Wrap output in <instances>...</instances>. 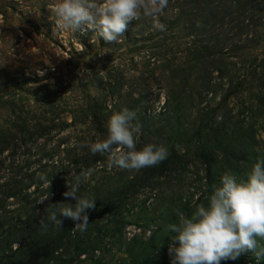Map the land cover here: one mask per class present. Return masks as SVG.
Here are the masks:
<instances>
[{"label": "trees", "instance_id": "1", "mask_svg": "<svg viewBox=\"0 0 264 264\" xmlns=\"http://www.w3.org/2000/svg\"><path fill=\"white\" fill-rule=\"evenodd\" d=\"M169 7L176 12L168 26L174 29L182 25L184 29L178 38L184 41L158 54L155 62L147 64L152 66L148 73L140 74L134 81L130 82L123 74H109L108 94L102 97L88 94V100L80 106L64 105L56 95L51 99L43 95L42 105L34 110L0 94V108L10 109V125L0 129V178L7 166L4 153L8 152L13 159L19 150L26 155L25 163L0 182V264H82L81 256L87 254L92 259L105 237H120L127 225L123 214L129 210L131 198L146 188L169 187L175 179L181 183L182 173L192 159L204 167V172L198 174L200 187L191 195L196 199H187L174 213L177 221V212L190 216L197 205L208 203L215 188L221 185L223 174L246 179L253 165L264 158L258 120L248 122L245 118L246 113L263 114L264 58L243 54L264 47V0H169L165 13ZM0 13L7 16L1 5ZM132 26L133 23L129 24ZM75 81L73 77L68 83ZM159 84L165 91V102L156 112L153 103L159 93L154 91ZM246 91L248 96H244ZM232 97L241 101L237 111L229 105ZM204 102L207 103L203 105ZM125 107L137 112L136 123L141 125L137 147L148 142L164 144L168 157L157 166L133 174H120L121 170L108 173L103 189L81 184L80 193L95 198L96 205L95 209L87 210L86 232L75 229L76 222L63 216L59 217L62 228L49 224L48 207L76 204L74 199L63 195L68 190L67 181L73 182L72 170L77 176H85L108 161L107 154L93 155L88 147L78 151L74 146L67 150L72 157L64 166L62 147L68 145L69 139L62 137L54 143L52 140L72 126L92 131L93 138L87 144L102 140L107 137L106 125L111 114ZM67 111L71 114L70 121L64 116ZM187 117L192 118L189 126L185 125ZM156 122L162 123L157 126ZM260 128L264 130V124ZM34 154L37 158L32 159ZM34 164L42 168L34 169ZM48 164L53 167L49 173ZM42 171L45 175H41ZM49 193L43 204L37 203ZM11 198L17 202L14 208H9ZM157 232H153L149 241L134 235L128 243L124 242L125 252L135 256L136 248L147 250V244L156 245ZM169 259L165 253L155 257L153 251L142 264H166ZM233 262L225 260L221 264ZM96 264L103 262L98 260Z\"/></svg>", "mask_w": 264, "mask_h": 264}, {"label": "rangeland", "instance_id": "2", "mask_svg": "<svg viewBox=\"0 0 264 264\" xmlns=\"http://www.w3.org/2000/svg\"><path fill=\"white\" fill-rule=\"evenodd\" d=\"M47 3L48 0H0V5L7 14L4 17L0 13V94H4L8 100L18 102L19 106L24 103L28 109L38 110L44 100L42 99L43 95H49L50 99L56 95L58 102L67 106H80L88 100V94L102 97L103 94L109 92L110 83L107 77L109 74H123L131 82L133 79L139 78L140 74L144 72L147 74L148 68L152 67L147 64L150 61L151 63L155 62L156 56L165 52L167 47H176V44L184 41L181 37L178 38L184 29L182 25H178L174 29H170L168 26L169 20L175 17L176 11L172 7H169V10L163 15V19L160 17L161 22L166 25L165 31L154 30L150 21L133 20L135 23L132 21L130 24L133 23L134 26L128 27V31L120 38L119 43H109L92 30L85 33H81L79 30L74 33L67 30L53 32L54 21L50 19L51 11L48 9ZM177 40L178 42L175 43ZM81 48L84 50L77 51ZM174 50H178V48H174ZM243 54H246V57L249 55L259 56L261 59L264 58V47L246 50ZM234 61L239 62L238 59H234ZM43 70L45 74L39 75L37 71ZM73 77L76 78V83H68ZM249 78L251 77L249 76ZM67 83L68 85H66ZM154 92L159 93V97L153 103L157 112L165 102V91L159 84ZM36 96L41 97L36 100ZM244 96H248L247 91ZM108 98L113 99L114 97L108 95ZM218 100L219 98L211 103L214 104ZM248 101L251 104H257L254 100ZM206 103L204 102L203 105ZM229 105L234 108V111H237L241 108V101L238 97H232ZM262 112L263 114L259 112V115H247L246 113L245 118L248 122L258 120V136L264 140V130L260 128L264 124V106ZM9 113L10 109L0 108V129L10 125ZM64 116L70 121L69 111ZM191 119V117H187L185 125L192 124ZM161 123L156 122L157 126ZM164 136L166 135L164 134ZM62 137L69 139L68 145L62 147L65 150L61 155L65 162L63 165L66 166L72 157L67 155V150L75 146L78 151H81L84 147L82 145L91 141L93 134L87 127L72 126L56 136L52 143ZM40 142L42 140L38 144ZM262 145L264 151V143ZM194 149L192 146L191 151ZM25 156L22 150L18 151L14 159L10 158L8 152L4 153L2 157L6 158L7 166L2 172L0 182L12 176L15 170L25 163ZM35 158L37 155H32V159ZM191 161L182 173L181 183L175 179L169 187L146 188L131 198L127 205L129 210L123 214L127 225L120 237H105L101 246L95 250L92 259L88 258L87 254L81 256L82 264H96L98 260H101L103 264H142L153 251L155 257L161 253L169 255L168 248L172 243L169 237L173 233H166V225L177 222L174 213L188 202H186L187 199H192V193L200 187L197 176L204 172V167L200 163L195 159ZM32 167L34 169L42 168L38 164H34ZM52 169V165L46 166L48 173ZM66 170L68 169L66 168ZM119 170L121 169L110 168L109 161H107L99 170L85 175L86 181L82 185L87 187L89 183L91 186L97 187L98 190L99 188L103 189L101 186L105 184V176ZM60 172L59 169L57 173L60 174ZM135 172L121 170L120 174ZM41 175H45L43 171ZM70 176L74 181L77 176L74 169ZM47 185L46 183L44 186ZM45 196H41L40 199ZM195 199L196 197L192 200ZM191 203L193 204V202ZM15 206H17L16 200L9 199V208ZM155 231H158L156 245L147 244V250L136 248L135 256L125 252L124 242L128 243L134 235H139L149 241ZM261 243L264 244V241ZM154 246L156 247L154 248ZM232 261H234L233 264H256L251 253L241 255ZM166 264H171V259Z\"/></svg>", "mask_w": 264, "mask_h": 264}, {"label": "clouds", "instance_id": "3", "mask_svg": "<svg viewBox=\"0 0 264 264\" xmlns=\"http://www.w3.org/2000/svg\"><path fill=\"white\" fill-rule=\"evenodd\" d=\"M168 6L169 0H48L47 3L50 19L54 21L53 32L92 30L109 43H119L133 20L150 21L154 30L165 31L166 25L160 17ZM37 72L41 76L45 74L44 70ZM137 120V112L127 107L115 111L107 121V137L82 146L88 147L93 155L107 154L110 168L139 171L157 166L168 157V148L154 142L138 148L141 125ZM85 181L83 174L71 183L67 181L68 190L63 195L74 199L76 204L73 207L58 203L48 207L49 224L62 228L59 217L63 216L75 221L74 228L81 233L87 231V210L95 209L96 205L95 198L80 193ZM49 195L37 203L43 204ZM177 216L178 221L169 223L165 229L166 233H173L168 248L171 264H221L246 253H251L256 264H261L264 262L261 243L264 241V158L253 165L246 179L226 172L207 204L197 205L190 216L182 211Z\"/></svg>", "mask_w": 264, "mask_h": 264}]
</instances>
